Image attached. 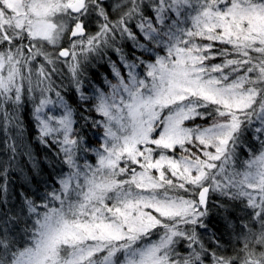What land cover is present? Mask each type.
I'll use <instances>...</instances> for the list:
<instances>
[{"label":"snow or ice","instance_id":"snow-or-ice-1","mask_svg":"<svg viewBox=\"0 0 264 264\" xmlns=\"http://www.w3.org/2000/svg\"><path fill=\"white\" fill-rule=\"evenodd\" d=\"M0 264H264V0H0Z\"/></svg>","mask_w":264,"mask_h":264}]
</instances>
